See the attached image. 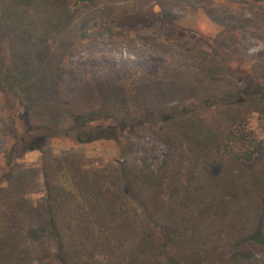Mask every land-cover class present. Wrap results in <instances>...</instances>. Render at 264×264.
I'll list each match as a JSON object with an SVG mask.
<instances>
[{
	"label": "trees",
	"instance_id": "1",
	"mask_svg": "<svg viewBox=\"0 0 264 264\" xmlns=\"http://www.w3.org/2000/svg\"><path fill=\"white\" fill-rule=\"evenodd\" d=\"M9 3L0 0V20H11L18 31L14 50L26 52L21 67L0 53V94L5 106H19L25 127L15 144L43 154L55 136L77 143L117 139L120 131L135 135L151 121L161 124L152 133L169 154L158 173L125 163L87 167L82 153L43 157L38 222L24 196L36 183L9 168L0 184V264H31L34 258L51 264L52 256L60 264H264V140L247 117L233 106L223 115H201L198 110L211 105L206 99L185 104L167 98L193 89L185 74L172 83L143 75L141 83L161 90L153 104L129 101L124 85L107 81L85 84L76 93L62 84L53 87L52 76L44 86L48 46L39 43L46 42V30L67 33L68 10L54 4L63 18L39 22L41 0L25 7ZM94 92L101 97L96 106L89 98ZM259 92L239 87L228 99L264 122ZM110 93L118 101L106 114L107 103H114ZM106 115L113 127L87 128Z\"/></svg>",
	"mask_w": 264,
	"mask_h": 264
},
{
	"label": "rangeland",
	"instance_id": "2",
	"mask_svg": "<svg viewBox=\"0 0 264 264\" xmlns=\"http://www.w3.org/2000/svg\"><path fill=\"white\" fill-rule=\"evenodd\" d=\"M7 1L11 6L25 7L34 0ZM41 3L45 10L40 13L39 22L63 18L52 8L60 3L68 10L70 24L77 28L73 33V27L66 21L67 33L52 30L49 34L46 30V42L39 43L44 49L45 43L48 46L46 62L42 63L44 86L51 76L53 87L62 84L71 93L85 84L107 81L124 85L131 94L127 100L141 98L153 104L160 100L161 90L158 84L141 83L143 75L145 79L160 77L172 83L185 74L193 81V89L182 95L176 93L174 97L168 93L167 98L185 104L206 99L211 105L198 110L201 115L214 112L223 115L228 106H233L234 112L244 114L249 126L264 140V122L258 113L247 111V114L244 107L228 99L239 87H256L260 91L258 105L264 108V0H89L84 3L41 0ZM0 21L5 26L0 29V53L12 66L21 67L20 57L26 52L14 50L19 46L14 41L18 31L11 27L8 17ZM96 96L99 93L94 92L89 97L94 106ZM109 96L114 103H107L106 114L112 113L110 108L118 101L112 93ZM123 104L129 108L128 101ZM21 115L19 106L11 101L5 106L0 94V184L13 166L33 178L36 184L26 189L24 196L37 222L43 210L39 187L43 157L82 153L87 167L125 163L158 173L169 154L168 147L152 133V128L153 132L159 130L161 124L154 127L149 120L135 135L125 130L119 132L117 139L91 143H77L59 135L43 145V154L26 151L15 144L25 130ZM114 123L106 115L90 122L87 128L113 127ZM50 263L60 264L53 256ZM31 264L45 263L34 258Z\"/></svg>",
	"mask_w": 264,
	"mask_h": 264
}]
</instances>
